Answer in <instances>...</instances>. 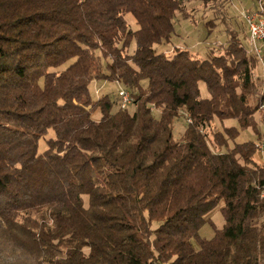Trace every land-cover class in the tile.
Instances as JSON below:
<instances>
[{"label": "trees", "instance_id": "1", "mask_svg": "<svg viewBox=\"0 0 264 264\" xmlns=\"http://www.w3.org/2000/svg\"><path fill=\"white\" fill-rule=\"evenodd\" d=\"M196 1L227 0H0V264H264L259 149L208 140L215 119L237 123L233 140L257 127L258 57L234 32L221 55L156 48ZM96 80L135 110L94 98ZM220 201L217 228L206 216Z\"/></svg>", "mask_w": 264, "mask_h": 264}, {"label": "rangeland", "instance_id": "2", "mask_svg": "<svg viewBox=\"0 0 264 264\" xmlns=\"http://www.w3.org/2000/svg\"><path fill=\"white\" fill-rule=\"evenodd\" d=\"M259 3L254 0H227L219 1L215 4H203L199 1L189 2L186 4L185 9L189 13L190 17L185 18L183 14L178 13L175 20V35L170 42H165L157 46L158 51H167L174 53L177 48H187L195 56L198 57H211L212 55H221L225 53V49L228 46L230 33L238 34L241 41L245 46L250 47V40L245 22V14L250 9L257 8ZM126 19L130 28L133 30L139 28L136 19L132 14H127ZM135 45V42L133 43ZM134 46L128 48V52L132 53ZM98 54H100L98 52ZM103 62H106L103 59ZM258 94L264 92V62L258 58L257 65L253 73ZM200 88L203 96H208L209 92L206 88L205 82L200 83ZM124 89L123 86L117 82L99 81L96 80L90 85V92L94 98H99L104 95H110L112 99L118 101L119 105V91ZM257 95L251 98V103L255 104ZM117 109V106L115 107ZM128 110L133 112L135 106L130 104ZM158 112L155 111V114ZM101 117V111L97 110L93 114V118L99 120ZM257 121V127L255 130L252 128L241 129L238 136L233 139H228V135L225 133V127L237 124L235 121L220 122L215 119L211 128L208 129V140L211 145H214V132L221 130L224 133L228 147H234L236 141H248L253 140L256 145H264V105L254 114ZM235 122V123H233ZM233 123V124H232ZM187 121L185 118L180 117L174 124V135L177 139L181 137L185 131ZM52 134L53 131L51 130ZM46 146L45 139L40 140V150L42 151ZM216 147V146H215ZM258 147V146H257ZM218 150H225L226 148H216ZM259 151L255 155V160L259 163H264V146L258 147ZM85 203L88 205V197H85ZM224 205L223 201L212 209L207 218L216 225L217 228H221L224 224V216L221 211V207ZM214 228L210 223H206L200 229V235L204 238H211L214 235ZM195 247H199L198 243L193 240ZM89 252V249H86Z\"/></svg>", "mask_w": 264, "mask_h": 264}, {"label": "built area", "instance_id": "3", "mask_svg": "<svg viewBox=\"0 0 264 264\" xmlns=\"http://www.w3.org/2000/svg\"><path fill=\"white\" fill-rule=\"evenodd\" d=\"M261 10V3L258 4L257 8L248 10L245 14V22L249 33L251 51L264 62V18ZM119 95L120 107L127 108L132 103L130 92L126 89H121ZM257 146L263 147L264 145L261 143L257 144Z\"/></svg>", "mask_w": 264, "mask_h": 264}]
</instances>
